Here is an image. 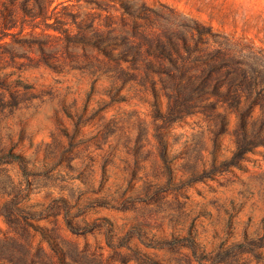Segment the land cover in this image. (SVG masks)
Returning <instances> with one entry per match:
<instances>
[{
    "label": "rangeland",
    "instance_id": "obj_1",
    "mask_svg": "<svg viewBox=\"0 0 264 264\" xmlns=\"http://www.w3.org/2000/svg\"><path fill=\"white\" fill-rule=\"evenodd\" d=\"M0 264H264V0H0Z\"/></svg>",
    "mask_w": 264,
    "mask_h": 264
}]
</instances>
